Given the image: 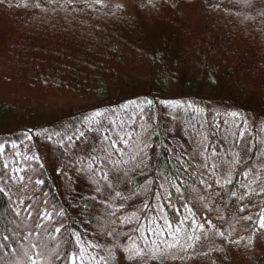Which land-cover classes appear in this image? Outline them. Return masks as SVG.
Returning a JSON list of instances; mask_svg holds the SVG:
<instances>
[{
    "label": "trees",
    "instance_id": "obj_1",
    "mask_svg": "<svg viewBox=\"0 0 264 264\" xmlns=\"http://www.w3.org/2000/svg\"><path fill=\"white\" fill-rule=\"evenodd\" d=\"M192 96L264 115V0H138L134 13L108 0H0V136L20 132L41 143L19 208L0 185V264H68L79 211L99 237L122 224V209L103 197L104 187L94 192L82 180L75 188L85 155L78 151V160L67 141L43 134L98 108ZM169 143L156 127L144 169L127 172L130 182L153 177L158 187L165 174L175 185L167 197L177 207L168 206L172 219L189 203L227 242L143 264H264V227L249 240L245 187L205 178ZM248 143L241 140V152ZM240 161L237 176L249 163L242 154ZM260 198L264 213V191Z\"/></svg>",
    "mask_w": 264,
    "mask_h": 264
},
{
    "label": "rangeland",
    "instance_id": "obj_2",
    "mask_svg": "<svg viewBox=\"0 0 264 264\" xmlns=\"http://www.w3.org/2000/svg\"><path fill=\"white\" fill-rule=\"evenodd\" d=\"M108 1L122 4L132 13L138 4V0ZM158 126L170 140L175 156L196 164L205 178L211 176L222 184L235 179L239 186L245 187L241 197L247 207L246 217L252 222L250 241L264 227L260 198L264 191V115L241 108L232 100L192 96L177 102L158 101L154 105L134 100L119 108L92 110L79 122L61 124L42 136L60 143L67 141L78 160V151L85 155L80 159L82 167L78 166L73 174L77 190L80 191L82 180L94 192L104 187L103 197L122 209L121 226L104 237L85 224L82 211L75 214L80 229L73 231L76 248L70 253L68 264H143L225 246L227 236L210 221L201 220L189 203L177 220L172 219L168 206L177 207L167 197L169 188L175 185L165 174L158 175V187L153 186V177L140 186L130 182L127 172L133 175L144 169L141 165L147 161V145ZM245 137L249 143L241 152L240 143ZM35 140L36 146H32L31 141ZM36 147H41L40 141L28 134L0 136V185L16 208L21 206L25 189L29 188L25 170L36 158ZM241 154L249 163L237 176ZM102 160L111 161V165H98ZM120 168L125 171L121 177ZM89 172L91 178L84 176ZM99 179L106 181L103 186ZM161 205L171 228L157 236L149 233L148 222L160 215L156 209Z\"/></svg>",
    "mask_w": 264,
    "mask_h": 264
},
{
    "label": "snow or ice",
    "instance_id": "obj_3",
    "mask_svg": "<svg viewBox=\"0 0 264 264\" xmlns=\"http://www.w3.org/2000/svg\"><path fill=\"white\" fill-rule=\"evenodd\" d=\"M173 107H175V105H173ZM190 107V106H189ZM96 116H99L100 113H96ZM233 116H236V113L232 114ZM121 139H124L123 137H121ZM116 141H113V145H115ZM163 209V205H161L160 208L156 209L157 212L160 213L159 216H153L151 218H149V222H148V231L149 233H155L157 236L161 235L165 230L171 228V224L168 222L166 215L163 213L162 211ZM179 211V210H177ZM177 231H179V229L177 228Z\"/></svg>",
    "mask_w": 264,
    "mask_h": 264
}]
</instances>
